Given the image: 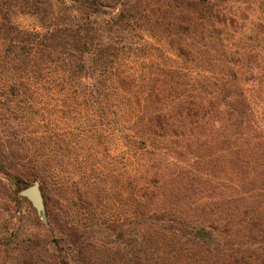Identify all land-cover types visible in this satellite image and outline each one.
Masks as SVG:
<instances>
[{"label":"trees","instance_id":"trees-1","mask_svg":"<svg viewBox=\"0 0 264 264\" xmlns=\"http://www.w3.org/2000/svg\"><path fill=\"white\" fill-rule=\"evenodd\" d=\"M35 4L49 8L48 23L29 44L33 59L25 50L23 67H14L22 74L0 78V96L16 98L26 112L37 105L41 121H54L61 128L57 149L72 147L76 172L63 170L55 133L41 124L32 150L0 139V174L25 187L37 180L45 189L73 190L100 177L144 206L159 201L154 192L165 180L198 173L214 183L215 208L223 201L216 222L201 215L166 228L198 245L192 257L242 264L245 224L254 235L264 233V46L257 18L218 0ZM27 12L37 15L39 7ZM78 121L80 131L73 128ZM224 190L233 194L224 197Z\"/></svg>","mask_w":264,"mask_h":264},{"label":"rangeland","instance_id":"rangeland-1","mask_svg":"<svg viewBox=\"0 0 264 264\" xmlns=\"http://www.w3.org/2000/svg\"><path fill=\"white\" fill-rule=\"evenodd\" d=\"M218 1L227 9L254 15L264 46V0ZM36 7L39 14L27 12ZM48 13L49 8L35 4V0H0V78L22 74L21 69L14 67H23L22 55L29 51L35 33L48 23ZM34 49L25 53L29 59H33ZM26 110L16 98L0 96V139L24 142L32 150L41 124H47V132L55 133L52 146L56 158L63 161V170L76 172V153L72 147L69 145L67 152L57 149L61 128L53 126L55 122L51 119L41 121L37 105ZM82 126L78 121L73 128L80 131ZM73 135L65 141H72ZM95 161L100 168V150ZM187 171L165 180L154 192L159 201L144 206L123 197L121 190L107 188L100 177L80 182L77 190L54 184L45 189L38 181L44 203L42 217L19 195L25 187L23 182L0 174L3 176H0V264H218L210 254L192 257L189 252L196 251L198 245L187 243L166 228L169 224L177 227L202 220L201 215H206L208 224L214 225L216 214L224 207L222 199L216 200L219 204L216 210L215 200L210 199L211 190H215L210 179ZM73 177L72 180H79L75 174ZM14 191L19 199L11 195ZM227 192L224 190L222 196L233 194ZM237 215L241 221L243 214ZM245 227L249 234L243 238L247 242L241 254L242 264H264V233L254 235L249 231L252 230L249 222ZM216 238L221 241L223 236ZM184 244H190V249ZM206 249L216 251L213 246H205Z\"/></svg>","mask_w":264,"mask_h":264},{"label":"water","instance_id":"water-1","mask_svg":"<svg viewBox=\"0 0 264 264\" xmlns=\"http://www.w3.org/2000/svg\"><path fill=\"white\" fill-rule=\"evenodd\" d=\"M19 195L26 198L41 217L44 215L43 196L38 181L22 188Z\"/></svg>","mask_w":264,"mask_h":264}]
</instances>
